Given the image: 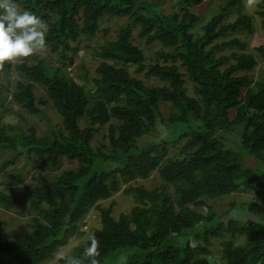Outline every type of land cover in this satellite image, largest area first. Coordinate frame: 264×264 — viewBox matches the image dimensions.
I'll return each instance as SVG.
<instances>
[{
  "label": "trees",
  "instance_id": "trees-1",
  "mask_svg": "<svg viewBox=\"0 0 264 264\" xmlns=\"http://www.w3.org/2000/svg\"><path fill=\"white\" fill-rule=\"evenodd\" d=\"M16 2L46 21L47 47L62 66L49 67L36 53L0 69V174L9 185L0 190V207L30 214V230L12 237L1 232L0 218V264H46L82 233L79 223L93 207L100 213L92 234L100 241L101 264H209L211 238L220 240L223 264H264V218L240 222L225 216L228 206L217 215L205 204L241 192L264 211V68L251 74L264 65V46L248 52L245 41L225 39L228 32L255 31L253 16L241 10L224 21L242 0H228L201 35L192 32L200 14L187 8L163 14L147 0ZM256 15L263 31L264 0ZM105 17L124 23L113 39L92 48L99 62L90 90L85 74L67 69L83 37L106 34ZM134 28L146 44H160L152 56L135 44ZM12 73L19 78L12 81ZM36 85L46 98L35 96ZM49 102L61 117L56 131L40 134L3 120L13 106L38 114ZM161 104L168 105L165 120ZM22 113H15L19 120ZM158 121L166 132L147 138ZM103 127L108 143L95 146ZM228 132L239 138L238 150L226 146ZM29 162L38 167L32 185L23 183ZM63 163L71 166L60 170ZM10 166L15 172L6 175ZM153 172L161 182L148 189L140 181ZM118 191L135 204L115 218L112 203L98 202ZM83 248L71 253L81 255Z\"/></svg>",
  "mask_w": 264,
  "mask_h": 264
},
{
  "label": "rangeland",
  "instance_id": "rangeland-1",
  "mask_svg": "<svg viewBox=\"0 0 264 264\" xmlns=\"http://www.w3.org/2000/svg\"><path fill=\"white\" fill-rule=\"evenodd\" d=\"M149 3H156L160 6L162 9L163 14H169L173 11L182 12L183 9L187 8L191 12L195 14H200L199 19L192 25V32L194 35H201L203 33V26L205 23L215 14L219 12V10L224 7L228 0H200L198 3H191L187 2L185 6H180L178 2L180 0H147ZM241 10L244 13L250 14L254 18V25H255V31L252 35L247 34L246 32H228L226 34L225 39H232V38H239L242 41H245L247 44L246 51L251 52L254 47L263 45L264 46V30L259 29V22L260 17L256 15L257 6L255 10H250L245 5V0H242V3L240 5H235L231 7V9L227 10V13L225 15L224 21H232L236 18L238 11ZM124 23L123 18H117V17H105L101 24V28L107 30L106 34H104L102 31H99L95 36L92 37H83L79 41L80 50L77 52L74 64L67 69V71H74L77 75L85 74L87 76V79L90 81L95 77V67L97 66L99 62L98 56H96L92 50V48H96L99 45L103 44L104 41L113 39L115 37V34L117 30L120 28V26ZM136 31L137 28L133 29V35H134V42L135 44L139 45L146 54V56H152L155 52V50H158L160 47V44L158 42H154L150 45L146 44L144 42V39L136 37ZM86 45L88 47L86 48ZM225 52V51H224ZM220 52V53H224ZM253 52V51H252ZM37 54H39L41 57L46 58L49 67H52L53 65H59L62 66V63L59 61V54L53 53L50 51V48L47 47L44 50L38 51ZM29 60H33L32 58H29ZM264 65L262 62L258 63L257 66L253 69V72L251 73L255 77L257 76V73L260 71V69H263ZM129 70L132 72L133 67L129 66ZM264 71V69H263ZM19 78L18 74L12 73V81ZM77 82H83L82 79H77ZM154 82V81H150ZM88 88L90 90L93 89V83L92 81L87 82ZM188 87V92L193 93V87L192 83L187 81L186 83ZM88 90V91H90ZM35 96L36 97H43L46 98V91L45 88L39 85H36V88L34 89ZM16 112H19L20 114L22 112L19 111V109L16 106H13V111L7 114H4L3 120L7 123L11 124H17L23 128H28V126L32 125L35 127L36 131L40 134H45L48 130L52 129L53 131L58 130L61 128V117L60 114L55 110L53 105L49 102L47 105L42 107V112L38 114H30V113H22L24 120H19ZM168 112V105L167 104H161V119L166 118ZM114 122V121H113ZM105 127L100 129L94 136V139L92 143L95 146H102V144H107V139L105 138ZM165 125L162 122H157V128L151 133L150 135L146 136L148 137H155V135L159 133H165ZM224 134V133H223ZM224 137V136H223ZM225 140H226V146L232 147L234 150H238V144L236 143L239 141V138L236 137L235 133H225ZM235 146V147H233ZM170 151H173L171 147H168ZM21 159L17 158L15 165L20 164ZM252 165L254 163H251ZM31 162L28 164H25V176L23 183L26 185H32L35 183V173L36 169L38 167H30ZM69 166H71L68 163H63L60 170L67 169ZM13 167V168H12ZM254 167V166H253ZM26 168H29L30 171H27ZM264 170V169H263ZM42 171V170H41ZM14 166H10L7 168V170L4 172L7 174L14 173ZM157 174L153 172L151 174V177L147 180L140 181L143 186L150 189L153 186H156L160 183ZM9 187L8 183L5 180L4 174H0V190H7ZM248 202H242L247 201ZM230 201V202H229ZM231 202L232 205H231ZM110 203L113 204V210L112 215L117 218V216L121 212H127L129 209L135 204L133 201V198L129 195H125L122 193V191H118L117 193L113 194L109 199L101 200L98 202L99 206L106 207ZM205 204L209 206L212 211H214L217 215L219 213L226 209L227 206L230 209L226 213V217H233L235 219H238L240 222L250 220L248 217L250 214H253L255 216H258V221H261L264 218V211L256 206V204H253V200L249 199V196H247L244 193L238 192L231 195H225L224 197H219L217 199H207L205 201ZM257 208V209H256ZM203 212L205 211L204 208H201ZM0 218L5 221L4 226L1 228V232L6 233L8 236L12 237V233L17 234H23L24 232L30 230L29 223H30V214L27 212V210L24 208L20 211H14V210H4L0 207ZM100 225V213L97 207H93L86 215L85 217L80 221L79 226L80 230L82 231L81 234H75L71 236L65 244L60 246L56 251L52 259L46 262V264H57V253L64 251V252H71L75 246H85L87 241V236L89 234H92L93 231L98 228ZM243 241V238L237 239V242L240 243ZM210 248L212 249V254L210 256H207L209 264H223L222 259L220 258V240L211 238Z\"/></svg>",
  "mask_w": 264,
  "mask_h": 264
},
{
  "label": "clouds",
  "instance_id": "clouds-1",
  "mask_svg": "<svg viewBox=\"0 0 264 264\" xmlns=\"http://www.w3.org/2000/svg\"><path fill=\"white\" fill-rule=\"evenodd\" d=\"M261 0H245L250 10H255ZM48 24L34 12L22 7L16 0H0V69L28 58L47 47ZM258 216L249 219L258 222ZM100 241L95 234L87 236L81 255L61 251L57 259L63 264H101Z\"/></svg>",
  "mask_w": 264,
  "mask_h": 264
}]
</instances>
